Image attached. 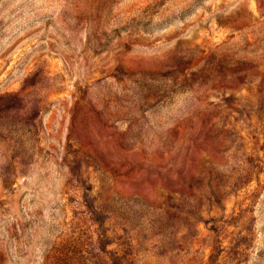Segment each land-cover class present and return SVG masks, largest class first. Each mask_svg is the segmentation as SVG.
I'll use <instances>...</instances> for the list:
<instances>
[{
  "label": "rangeland",
  "instance_id": "1",
  "mask_svg": "<svg viewBox=\"0 0 264 264\" xmlns=\"http://www.w3.org/2000/svg\"><path fill=\"white\" fill-rule=\"evenodd\" d=\"M0 264H264V0H0Z\"/></svg>",
  "mask_w": 264,
  "mask_h": 264
}]
</instances>
